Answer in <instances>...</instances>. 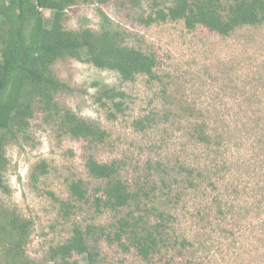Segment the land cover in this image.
<instances>
[{
  "label": "rangeland",
  "instance_id": "obj_1",
  "mask_svg": "<svg viewBox=\"0 0 264 264\" xmlns=\"http://www.w3.org/2000/svg\"><path fill=\"white\" fill-rule=\"evenodd\" d=\"M153 6V0H139L138 5L78 0L67 11V29L97 31L103 13L128 32L131 46L158 57L157 80L141 75L123 82L116 72L76 59L54 65L58 78L72 89L59 95V103L106 130L104 143L91 146L71 138L57 121L47 122L38 114L30 137L7 146L9 192L0 191V204L32 222L26 252L40 264H64L51 260V248L67 242L74 228L90 226L95 235L89 242L99 254L96 264H146L133 248L124 250L120 242L106 239L114 236L118 218L129 208L97 213L91 204L75 205L70 183L83 181L90 195L101 185L87 169L90 156L118 162L133 190L140 185L158 188L150 206L175 217L161 230L169 243L179 241L170 251L163 248L155 263L173 257L177 264H264V26L225 37L203 27L189 30L182 21L146 25L140 18ZM54 14L43 12L49 25ZM103 86L127 95L124 112L115 119L110 117L116 112L112 105L98 101ZM150 114H158L154 125L136 127L137 120ZM197 125L220 136L225 145L208 149L196 141ZM157 161L170 167L185 163L200 175L190 186L185 175L179 185L172 182L174 173L170 181L176 190L169 201L160 191L161 178L150 168ZM41 162L47 164L45 174L36 173ZM177 192L182 195L174 205ZM183 240L192 245L180 247ZM68 262L87 264L79 254Z\"/></svg>",
  "mask_w": 264,
  "mask_h": 264
},
{
  "label": "trees",
  "instance_id": "obj_2",
  "mask_svg": "<svg viewBox=\"0 0 264 264\" xmlns=\"http://www.w3.org/2000/svg\"><path fill=\"white\" fill-rule=\"evenodd\" d=\"M77 1L0 0V191L9 192L4 177L9 165L7 146L21 137H30L31 122L36 115H44L47 122L57 121L68 136L85 140L91 146L104 143L108 137L100 125L59 103V95L72 89L56 75L54 65L57 61L76 59L89 63L99 69L116 72L123 82L134 81L141 75L150 80L159 79L156 54L131 46L128 32L112 23L107 15L102 13L97 31L91 28L67 29V11ZM107 1L100 0L101 3ZM129 1L139 4V0ZM153 4L150 14L140 18L146 25L182 21L189 30L203 27L225 37L245 27L264 26V0H153ZM47 10L55 13L51 25L43 15ZM97 98L104 107L112 105L116 111L110 113L112 119L117 117V113L124 112L127 98L124 91L103 86ZM157 115L150 114L143 120H137L136 127L145 129L154 125ZM164 118H167L165 114ZM195 128L196 141L208 149L225 145L220 136L209 134L203 126ZM155 164L150 168L161 178L163 186L160 191L168 196L169 201L172 198L170 193L176 190L170 181L174 173L177 175L172 182L179 185L185 175L190 186H193L196 175H200L185 163L171 167L160 161ZM86 166L101 185L90 195L83 181L70 183L75 205L91 204L97 213L130 210L126 216L118 218L114 236L106 235L109 242H120L124 250L133 248L146 264H157L154 260L162 255L163 248L170 251L177 246L179 240L176 238L175 244L169 243L161 230L170 221H175V217L150 206L157 197L156 186L148 189V186L140 185L138 190H133L131 184L122 178V166L116 161L102 163L90 156ZM37 172L47 173V164H38ZM168 188L169 191L165 192ZM181 195L175 193L174 205L180 201ZM4 207L0 204V264H40L26 252L32 222ZM134 210L139 213L135 214ZM152 219L154 223L150 222ZM94 231L92 226L85 231L74 228L67 242L51 248V260L67 264L70 257L79 254L87 264H96L99 254L89 242L95 235ZM179 244L182 248L192 245L187 240ZM165 264L177 263L171 257Z\"/></svg>",
  "mask_w": 264,
  "mask_h": 264
}]
</instances>
